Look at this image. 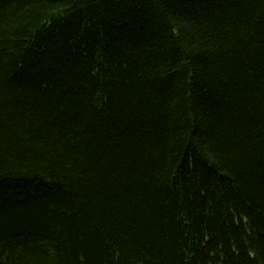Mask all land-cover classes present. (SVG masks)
Returning a JSON list of instances; mask_svg holds the SVG:
<instances>
[{"label": "trees", "instance_id": "16d2710c", "mask_svg": "<svg viewBox=\"0 0 264 264\" xmlns=\"http://www.w3.org/2000/svg\"><path fill=\"white\" fill-rule=\"evenodd\" d=\"M0 264H264V0H0Z\"/></svg>", "mask_w": 264, "mask_h": 264}]
</instances>
